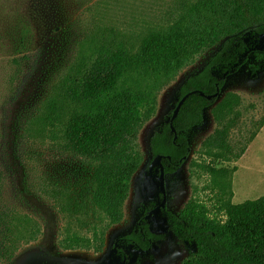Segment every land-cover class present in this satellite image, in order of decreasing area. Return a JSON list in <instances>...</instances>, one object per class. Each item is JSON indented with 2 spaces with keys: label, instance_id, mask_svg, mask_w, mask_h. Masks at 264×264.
Masks as SVG:
<instances>
[{
  "label": "trees",
  "instance_id": "1",
  "mask_svg": "<svg viewBox=\"0 0 264 264\" xmlns=\"http://www.w3.org/2000/svg\"><path fill=\"white\" fill-rule=\"evenodd\" d=\"M104 16L89 21L72 60L33 118L41 125L38 131L60 140L58 148L80 159L86 172L76 194L56 183L41 187L61 212L88 231L79 233L69 224L59 241L64 250L103 249L107 229L123 219L131 179L143 161L138 134L156 111L158 91L218 43L202 69L180 85L166 119L149 138V149L153 157L162 155L165 173H173L189 154L185 132L201 125L204 108L214 104L216 128L202 141L203 154L221 161L240 157L228 141L240 116V97L227 92L215 102L206 96L221 89L226 76L257 50L264 32V0H170L155 21L136 31L108 24ZM187 93L172 122L174 138L169 118ZM217 209L224 219L211 216L194 195L177 213L161 209L169 229L193 246L179 264H264V194L240 203L223 200ZM40 233L36 219L0 209V257L5 261ZM159 238L142 216L116 244L147 251ZM119 256H125L120 249Z\"/></svg>",
  "mask_w": 264,
  "mask_h": 264
},
{
  "label": "rangeland",
  "instance_id": "2",
  "mask_svg": "<svg viewBox=\"0 0 264 264\" xmlns=\"http://www.w3.org/2000/svg\"><path fill=\"white\" fill-rule=\"evenodd\" d=\"M169 1L0 0V209L26 214L41 228L36 240L22 244L9 261L0 257V264H115L120 260L119 249L125 264H179L193 251L191 244L169 229L161 212L147 220L151 232L160 236L149 250L115 243L160 202L158 168L148 171L153 158L149 138L166 119L182 82L200 71L221 43L196 56L158 91L156 111L138 134L143 161L131 179L123 219L107 229L98 253L64 250L59 244L69 224L79 233L88 231L78 227L70 213L61 212L42 194L41 187L56 183L76 194L86 172L80 159L62 152L56 145L60 140L49 138L47 130L40 133V123L33 120L94 16L105 14L106 23L136 31L155 21ZM261 38L246 62L226 76L215 101L227 92L240 97V116L228 138L240 157L221 161L203 154L201 143L216 128L211 115L214 104L204 108L202 124L185 132L188 156L173 173L165 174L166 210L177 213L194 195L211 216L224 219L217 209L223 200L240 203L264 194V36Z\"/></svg>",
  "mask_w": 264,
  "mask_h": 264
},
{
  "label": "water",
  "instance_id": "3",
  "mask_svg": "<svg viewBox=\"0 0 264 264\" xmlns=\"http://www.w3.org/2000/svg\"><path fill=\"white\" fill-rule=\"evenodd\" d=\"M264 36V32H262L260 34V37H263ZM198 93L201 95V96H205V94L201 91H198ZM220 93V89L217 88L215 93L212 94V95H208L206 96L207 98H212V97H217ZM188 94L190 93H187L185 95H183L178 101L177 103L175 104L173 110H172V113H171V116L169 118V126L172 130V132L174 133V138H176L177 136V133L175 132V129L173 127V120L174 118L177 116L178 114V111L183 103V101L185 100V98L188 96ZM161 158H162V155H155L152 160L150 161L149 165H148V171L149 173H151L152 171V168L153 167H157L158 168V190H159V193L161 194V200L160 202L155 205L153 208H151L150 210L147 211V213L143 216V218L145 220H148L151 216H155L157 215L162 208L165 207L166 205V192H165V171H164V167L161 163ZM116 244V243H115ZM126 262V257L123 256L121 258V260H119L117 263L115 264H125Z\"/></svg>",
  "mask_w": 264,
  "mask_h": 264
},
{
  "label": "flooded vegetation",
  "instance_id": "4",
  "mask_svg": "<svg viewBox=\"0 0 264 264\" xmlns=\"http://www.w3.org/2000/svg\"><path fill=\"white\" fill-rule=\"evenodd\" d=\"M166 174V173H165ZM161 200V199H160ZM144 216V215H143ZM139 221V220H138ZM118 256H119V250H117V253H116ZM120 257V256H119Z\"/></svg>",
  "mask_w": 264,
  "mask_h": 264
}]
</instances>
